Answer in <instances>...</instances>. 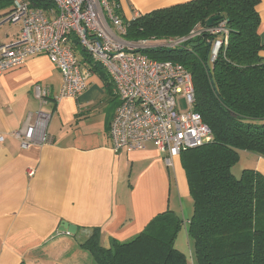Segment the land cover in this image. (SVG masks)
<instances>
[{
  "label": "crops",
  "instance_id": "1",
  "mask_svg": "<svg viewBox=\"0 0 264 264\" xmlns=\"http://www.w3.org/2000/svg\"><path fill=\"white\" fill-rule=\"evenodd\" d=\"M189 1L118 0V16L130 21ZM257 11L264 44V0ZM5 36L0 43H15L20 30L16 39ZM60 82L45 56L0 75V264H95L79 244L96 229L107 249L112 239L137 236L159 214L185 213L181 202L189 192L179 158L168 168L150 144L143 151L113 150L108 132L119 100L112 84L92 74L77 98L58 100ZM39 91L47 93L43 103ZM40 109L51 116L49 143L22 148L11 133ZM240 156L243 169L264 175V156ZM61 222L76 226V234L59 232Z\"/></svg>",
  "mask_w": 264,
  "mask_h": 264
},
{
  "label": "trees",
  "instance_id": "2",
  "mask_svg": "<svg viewBox=\"0 0 264 264\" xmlns=\"http://www.w3.org/2000/svg\"><path fill=\"white\" fill-rule=\"evenodd\" d=\"M30 8L49 11L52 0H22ZM14 0H0L5 18ZM119 15L118 0H107ZM260 0H191L153 10L125 21L129 42L187 36L200 24L218 17L212 27L226 22L228 43L209 63L206 33L175 49L141 51L149 59L182 65L194 85V111L200 114L212 134V141L182 151L192 215L186 224L171 211L155 216L137 236L127 242L110 240L100 246L99 233L79 248L95 264H188L175 248L179 231L185 227L193 241L196 264H264V175L243 169L236 178L232 167L240 153L264 156V44L258 35ZM210 38V37H209ZM77 46V45H76ZM87 62L92 74L110 81L105 71ZM25 264V263H20Z\"/></svg>",
  "mask_w": 264,
  "mask_h": 264
},
{
  "label": "built area",
  "instance_id": "3",
  "mask_svg": "<svg viewBox=\"0 0 264 264\" xmlns=\"http://www.w3.org/2000/svg\"><path fill=\"white\" fill-rule=\"evenodd\" d=\"M52 1L55 8L43 11L14 0L4 20L19 23L20 36L15 43H0V75L29 58L45 56L61 75L57 99H75L89 87L92 76L85 57L74 51L79 47L105 71L119 100L108 132L114 151H143L150 144L172 168L182 151L212 141L211 131L194 111L190 73L178 63L152 60L141 51L179 48L206 33L211 64L228 43L225 21L211 28L197 24L184 37L127 42L121 38L127 24L107 0ZM46 94L39 91L37 97ZM50 118L40 109L11 136L22 148L49 143Z\"/></svg>",
  "mask_w": 264,
  "mask_h": 264
},
{
  "label": "rangeland",
  "instance_id": "4",
  "mask_svg": "<svg viewBox=\"0 0 264 264\" xmlns=\"http://www.w3.org/2000/svg\"><path fill=\"white\" fill-rule=\"evenodd\" d=\"M4 20L3 17L0 16V23H2ZM21 29V25L19 23H10L5 22L0 25V40L6 39L5 33L9 35L10 39H16L19 34V30ZM124 41L129 42L125 37H121ZM76 47H74L75 51ZM241 159V156H240ZM232 167L231 172L232 174L239 179L241 176V172L243 170V164L241 160ZM182 211L184 210L185 213L178 212V216L182 219L184 224L187 223V219L191 217L192 215V200L189 197L188 200L182 199ZM175 248L183 253L188 261V264H196L194 255H193V241L187 237V234L185 232V227L183 226L182 229L179 231L176 241H175Z\"/></svg>",
  "mask_w": 264,
  "mask_h": 264
},
{
  "label": "water",
  "instance_id": "5",
  "mask_svg": "<svg viewBox=\"0 0 264 264\" xmlns=\"http://www.w3.org/2000/svg\"><path fill=\"white\" fill-rule=\"evenodd\" d=\"M216 21H218V17H212V18L208 19L206 22V27L211 28L213 23ZM5 22H6V20L3 21V23H5ZM76 230H77L76 226L68 224L66 222H61L60 227L58 228L59 232L67 233L70 235H75Z\"/></svg>",
  "mask_w": 264,
  "mask_h": 264
}]
</instances>
